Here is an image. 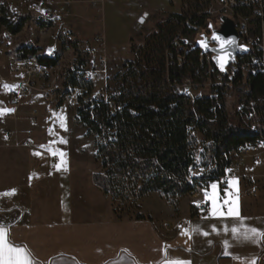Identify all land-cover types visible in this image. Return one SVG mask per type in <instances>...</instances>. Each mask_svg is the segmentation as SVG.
<instances>
[{"label": "trees", "instance_id": "16d2710c", "mask_svg": "<svg viewBox=\"0 0 264 264\" xmlns=\"http://www.w3.org/2000/svg\"><path fill=\"white\" fill-rule=\"evenodd\" d=\"M211 1L181 0L179 13H170L157 24L142 45L131 46L133 58L117 75L118 91L113 96L85 100L91 81L66 77L67 86L87 90L77 98L76 116L94 137L95 158L103 169L92 174V182L113 201L136 200L158 192L175 206L199 181L221 175L228 163L226 156L264 139V72L249 71L232 79L231 88L237 95L232 114L225 98H213L209 89L206 94L186 97L179 88L186 79L204 87L210 67L212 77L223 74L212 61L208 64L209 55H201L199 49H190L192 45L187 47L183 41L191 37L190 26L206 28L211 18L205 11ZM25 22V17L12 19L8 7L0 3V28L14 36ZM249 22L253 34H258L259 19L250 18ZM38 51L33 46L16 49L17 55L33 56L38 63H57L58 58ZM196 135L203 141L201 162L193 152ZM196 163H212L214 168L196 179L190 176V167ZM135 218L144 215L138 213Z\"/></svg>", "mask_w": 264, "mask_h": 264}, {"label": "crops", "instance_id": "0c3cea01", "mask_svg": "<svg viewBox=\"0 0 264 264\" xmlns=\"http://www.w3.org/2000/svg\"><path fill=\"white\" fill-rule=\"evenodd\" d=\"M76 1L70 7L73 14L90 19L85 12L91 5L83 0ZM23 2L16 1L17 9L24 6ZM154 9L145 3L139 6L138 12ZM81 24L78 22L71 28L73 38L74 33L79 38L87 37ZM45 25L42 23L40 27ZM22 30L14 36L20 35ZM10 56H17L12 48ZM32 135L35 140L33 132ZM0 138L5 140L1 131ZM19 138L23 139V134ZM5 143L6 140L0 143V225L7 229L12 244L28 250L34 264H165L166 260L172 259L190 264H252L253 261L258 264L264 259V235L248 240L243 237L245 228H255L264 234V181L249 182L262 171L260 166L250 164L252 158L240 168L238 177L223 188L210 182L202 195L183 196L176 207L166 203L155 213H140L144 215L142 219H108L100 210L95 214L88 211L79 214L77 208L81 200H74L72 188L69 193L64 186L62 198L54 206L50 201L52 196L46 191L49 185L42 181L47 167L42 155L45 152L38 147L16 148L5 146ZM6 157H11L8 160L11 167L2 171V159ZM213 183L217 184L215 192L211 188ZM13 189L14 195H3ZM33 189L41 193L36 203L41 201L47 207L51 206L56 214L41 217L36 212L40 204L36 206L29 202ZM205 191L209 194L207 200ZM213 199L216 212L225 215H213ZM201 201L208 203V209L197 215L192 204ZM229 208L238 212V216H228ZM184 219L189 221L183 223ZM166 222L168 227H165ZM233 227L239 229V238L233 237ZM226 251L228 255H225Z\"/></svg>", "mask_w": 264, "mask_h": 264}, {"label": "rangeland", "instance_id": "374dc122", "mask_svg": "<svg viewBox=\"0 0 264 264\" xmlns=\"http://www.w3.org/2000/svg\"><path fill=\"white\" fill-rule=\"evenodd\" d=\"M16 1L6 2V0H0V3L3 2L7 7H11L10 10H12L9 11L10 15L14 13L19 17H23L25 15L24 6L17 9L16 5L18 3ZM212 2L208 5L207 10L209 9L214 12L210 14V21L216 23L218 16L225 13L220 12L219 4ZM145 3L153 6L155 11L138 12L139 6ZM97 8L91 6L86 9L85 13L89 15L90 19H84L73 14L74 16L70 24L71 29L74 24L78 22L82 23L81 29L87 35L86 38H79L77 33H74L76 40L91 41L97 34L102 33L104 35V45L109 62L107 72L106 74H96L93 76L92 81L90 80L92 85L91 92L87 96H84L85 100L103 95L109 97L117 93V75L125 70L126 64L133 58V54L129 50L130 47L142 45L145 37L156 29L157 24L162 23L170 13H179L181 11V0H103L101 9L98 8L97 10ZM144 13H146L145 16H143ZM141 18L143 22L140 21ZM51 26L46 24L45 27H35L25 22L23 30L21 29L22 33L17 37L14 36L15 38L12 36V50L15 52L20 46H33L39 48L38 54H44L51 48L56 49L57 51L54 52L59 57L63 69L59 73L57 94L61 97L62 94L72 93L78 98L87 90L81 87L73 88L67 86L65 84L66 79L64 78V71L68 67L67 61L72 56L73 44H70V52H66L65 54L60 53V31L55 26ZM200 30L203 31L206 28L201 27ZM0 31L5 30L0 28ZM85 33L83 34L85 35ZM7 59V53L0 55V63L6 62ZM4 85L7 84L0 85V109H7L6 102L10 88H5ZM207 91L208 88L205 86L194 87L191 90V94L196 96L206 94ZM229 94L225 100L227 109L232 114L237 105V95L232 88ZM77 105L78 103L76 105H68L64 102L61 104L58 103L50 114H44L41 95L35 91L30 92L22 98L20 105L22 111L17 120V125H11L12 127L30 129L34 134L36 142L32 148L38 147L45 152L42 155L45 156L47 167L46 171L43 172L42 181L49 185L46 191L53 197H51L52 199L50 198V201L54 203V206L57 204L56 201L62 198L61 192L65 187L69 193V188H72L74 200H81L77 208L79 214H83L85 211L90 212L89 214H95L96 211L100 210L105 213L103 216L105 215L104 217L108 219H128L134 218L138 213H144L146 211L155 213L161 208H164L167 205L166 203L169 202L158 192L146 193L136 200L113 201L110 195L103 194L94 185L92 182V174L100 172L103 169L100 160L95 158L96 147L94 137L86 132V129L77 119ZM32 109L36 110L33 121L31 116L34 115L30 114ZM231 114L230 116H232ZM2 115L0 114V116ZM4 142L5 140L0 138V143ZM41 145L44 147H41ZM8 147L27 148L17 145H10ZM202 147V138L196 135L193 152L197 162H201L203 158ZM60 153H64V155L61 156ZM260 156L261 160L258 163L252 160L250 164L260 166L262 171L253 176L254 179L251 177L249 179L250 183H255L260 180L264 181V153L260 154ZM248 158L244 160L242 166L249 161ZM10 159L11 157L2 159L4 161L2 171L6 169L10 170L11 165L8 163ZM55 165H60V167L57 168ZM40 198L41 193H39V190L33 189L32 194L29 195V202L36 206L40 204L38 208H35L41 217H50L57 213L55 209L51 208V206L47 207L41 201L40 203H36ZM177 205L178 203L174 207ZM4 221H9V219H5ZM171 223L173 225L174 221ZM166 224L169 223L166 222Z\"/></svg>", "mask_w": 264, "mask_h": 264}, {"label": "built area", "instance_id": "2783aa9c", "mask_svg": "<svg viewBox=\"0 0 264 264\" xmlns=\"http://www.w3.org/2000/svg\"><path fill=\"white\" fill-rule=\"evenodd\" d=\"M13 0H6L11 2ZM212 3L220 5V12L230 15L236 20V29L239 36V42L249 47L248 56H238L234 63L227 66L226 72L212 77L209 68L206 81L203 83L207 87L213 98L218 99L220 96L226 98L230 94L232 79L240 73L246 75L249 71L261 72L264 71V0H212ZM76 0H24L26 22L35 27L42 26V19H52V26H55L59 31L60 38V53L65 54L70 52V44H78V52H71L70 59L67 61V69L64 71V78L70 76L76 80L82 81L79 76H76V69L88 71L91 75V81L96 74H106L109 64L104 45V35L97 34L91 41H80L73 38L71 34L70 24L73 18V13L70 9L71 5ZM91 6L101 9L103 0H83ZM11 7L8 6V11ZM209 15L214 13L211 10H206ZM216 13V12H215ZM12 19L19 16L12 13ZM250 18L259 19V33L253 34L251 29ZM210 21V20H209ZM208 21V22H209ZM207 22V23H208ZM51 26V27H52ZM193 29L190 40L184 39V45L187 47L194 44L195 36L200 33V25L190 26ZM202 32V31H201ZM180 33V32H178ZM12 35L5 31H0V55L7 53L8 59L6 62L0 63V85L7 84L10 87L7 98V109L14 111L6 112L0 118V126L2 136L5 138V146H21L32 147L35 145V140L30 129H22L21 127H12L17 125V120L21 113V101L30 92H38L42 97V108L44 114H50L57 104L62 102L68 105H76L77 98L72 93H66L61 96L57 94L59 87V73L63 70L60 61L53 65L35 63L33 56L21 57L10 56V48H12ZM57 51L54 48L46 52ZM246 57V58H245ZM211 59L209 57L208 64ZM223 75L226 77L224 78ZM83 82V81H82ZM71 87V86H70ZM194 87H201L198 83H192L186 79L180 85L183 94L189 97L191 90ZM60 94V93H59ZM104 96V95H103ZM97 97V96H96ZM106 97V96H104ZM32 121L35 118L36 110L30 111ZM23 134L24 139L20 140L19 135ZM264 153V139L257 140L252 145H244L226 156L228 160L221 175L213 178L208 182H202L195 190L189 192V197L195 198L204 192L210 182H216L223 188L231 179L238 177L240 168L244 160L248 157L258 163L261 160L260 154ZM214 168L212 163L202 165L196 163L190 167V176L200 179L205 177L207 173ZM208 203L201 201L195 209L196 214H204L207 211ZM189 219H184L182 222L187 223ZM169 224H165L167 227ZM264 263V259H260L258 264Z\"/></svg>", "mask_w": 264, "mask_h": 264}, {"label": "snow or ice", "instance_id": "6c2138e0", "mask_svg": "<svg viewBox=\"0 0 264 264\" xmlns=\"http://www.w3.org/2000/svg\"><path fill=\"white\" fill-rule=\"evenodd\" d=\"M141 22H143V19H141ZM211 27V25L209 26ZM212 40L216 41L219 43L220 48L219 51L222 53L219 57H218V61L220 62V67L223 70L224 64L227 62V58H230V54L227 52V47L233 43H235L234 40L231 39H225L221 36H219L216 33H213L212 35ZM198 43L201 45V47H204L205 49H207V42L205 39H201L200 41H198ZM5 88H10L11 86L8 85H4ZM14 111V109H0V114H4L6 112H11ZM63 127V125H61ZM41 147H44L43 145H41ZM35 155H40V153H34ZM53 155H55V153H53ZM61 156L64 155V153H60ZM55 167L59 168L60 165H55ZM232 183V182H229ZM211 188L214 190L217 189V184L213 183L211 185ZM15 194V189L11 190L10 193H4L3 195H14ZM205 198L207 200L208 198V192L205 191ZM213 205H214V211H213V215H225L223 212L217 213L215 210V199H213ZM228 216H238V212H236L233 208H229ZM243 226V225H242ZM213 230L215 231V227H213ZM228 229L225 228V231H227ZM231 232L233 234L234 238H239V229L236 227H233L231 229ZM204 235H207V233H203ZM258 235H264L262 233H259V231L255 228H245V232L243 234V237L245 240L248 239H252L254 236H258ZM253 242H256L255 240ZM225 245L227 247V242L225 241ZM229 253L226 251L225 255H228ZM0 264H34L30 253L28 252V250L25 247H21L15 244H12L9 240H8V233H7V229L3 226L0 225ZM165 264H190L189 261H183V260H179V259H172V260H166ZM252 264H255V262L253 261Z\"/></svg>", "mask_w": 264, "mask_h": 264}, {"label": "water", "instance_id": "95a60500", "mask_svg": "<svg viewBox=\"0 0 264 264\" xmlns=\"http://www.w3.org/2000/svg\"><path fill=\"white\" fill-rule=\"evenodd\" d=\"M145 15L146 14L144 13L143 16ZM210 25L211 27H209ZM206 30H203L195 37L194 44L190 47V49L197 48L200 50L201 55H209L213 65L218 69L220 73H225L227 66L231 63H234L238 56L248 54L249 47L239 42V36L236 29V21L233 17L227 14H221L218 16L216 23H213L212 21H209L207 23ZM213 33H216L225 39H231L235 41V43L226 46L227 52L230 54V58H227V62L224 64L223 70L221 69L220 62L218 61V57L222 54L219 51L220 45L218 42L212 40ZM201 39L206 40L207 49L201 47V45L198 43V41H200ZM188 50L189 49L186 50V53Z\"/></svg>", "mask_w": 264, "mask_h": 264}, {"label": "bare ground", "instance_id": "6f19581e", "mask_svg": "<svg viewBox=\"0 0 264 264\" xmlns=\"http://www.w3.org/2000/svg\"><path fill=\"white\" fill-rule=\"evenodd\" d=\"M42 23H46V24L47 23H51L52 24V19H42ZM72 52H78V44H73V50H72ZM44 55L47 56V57H49V58H53V59L54 58H58L57 62L59 61V57L56 55V53L54 51L51 52V53L47 52ZM34 62L35 63H38V62L35 61V59H34ZM262 72H264V71H262ZM76 76H79V78H81V80H83V81H90L91 80L90 73L88 71H83V69H76ZM199 203L200 202H198L196 204H192V206L194 207V210L197 209V205Z\"/></svg>", "mask_w": 264, "mask_h": 264}]
</instances>
